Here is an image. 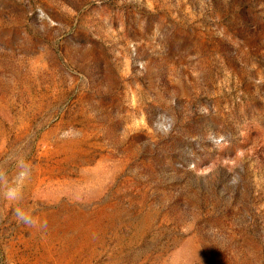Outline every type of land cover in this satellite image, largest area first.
<instances>
[{
  "label": "rangeland",
  "instance_id": "obj_1",
  "mask_svg": "<svg viewBox=\"0 0 264 264\" xmlns=\"http://www.w3.org/2000/svg\"><path fill=\"white\" fill-rule=\"evenodd\" d=\"M0 264H264V0H0Z\"/></svg>",
  "mask_w": 264,
  "mask_h": 264
}]
</instances>
